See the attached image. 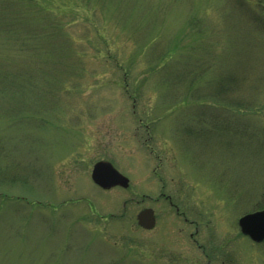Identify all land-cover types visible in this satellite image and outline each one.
Here are the masks:
<instances>
[{
  "label": "rangeland",
  "instance_id": "374dc122",
  "mask_svg": "<svg viewBox=\"0 0 264 264\" xmlns=\"http://www.w3.org/2000/svg\"><path fill=\"white\" fill-rule=\"evenodd\" d=\"M258 6L0 0V264H264L238 223L264 209Z\"/></svg>",
  "mask_w": 264,
  "mask_h": 264
},
{
  "label": "water",
  "instance_id": "95a60500",
  "mask_svg": "<svg viewBox=\"0 0 264 264\" xmlns=\"http://www.w3.org/2000/svg\"><path fill=\"white\" fill-rule=\"evenodd\" d=\"M92 181L102 189L108 190L114 187L127 189L129 179L122 175L108 161L97 162L91 174ZM138 225L145 230H153L156 226V217L151 208L143 209L137 215ZM239 228L244 236L249 237L253 242L264 241V209L244 215L239 219Z\"/></svg>",
  "mask_w": 264,
  "mask_h": 264
},
{
  "label": "flooded vegetation",
  "instance_id": "af4514ba",
  "mask_svg": "<svg viewBox=\"0 0 264 264\" xmlns=\"http://www.w3.org/2000/svg\"><path fill=\"white\" fill-rule=\"evenodd\" d=\"M106 192H110V190H104ZM183 192L179 193L178 194V197L181 199L185 198L184 199V202H182L183 204L184 203H187L189 202V197L188 195L186 194V196L184 197L185 194H182ZM160 199L162 200H165L167 201L171 207H173L176 211V214L179 215L180 217H183L185 218V212L183 211L184 209L182 208V206H180L179 204L176 203V201L174 200L173 196L172 195H167V193L165 192H161L160 195H159ZM183 197V198H182ZM189 207H190V204H189ZM191 208V207H190ZM157 219V218H156ZM184 221L187 223L188 222V219L185 218ZM193 223V222H192ZM191 223V224H192ZM198 229H196V233H197ZM192 236V235H191ZM197 244V242H195ZM198 248H201L203 251H205V247H201V246H198Z\"/></svg>",
  "mask_w": 264,
  "mask_h": 264
},
{
  "label": "trees",
  "instance_id": "16d2710c",
  "mask_svg": "<svg viewBox=\"0 0 264 264\" xmlns=\"http://www.w3.org/2000/svg\"><path fill=\"white\" fill-rule=\"evenodd\" d=\"M31 1V0H30ZM33 1V0H32ZM80 1H83V0H80ZM249 1H251L252 3H254L255 5H264V1L263 0H242V2H243V4L246 6V4H247V2H249ZM241 7H242V5H240ZM239 6V7H240ZM81 7V9H83L84 11H85V13H86V16L88 17V18H90L89 16H88V14L90 13V12H94V9L93 10H89V9H87L84 5L83 6H80ZM89 7H91V6H89ZM257 8H259V9H261V11H263L264 9H262L260 6H258ZM69 12H72V13H77V14H81L80 13V11H79V8L78 7H75V8H71V9H69L68 10ZM252 12H255V9L252 11ZM56 21L57 22H61L62 23V21L60 20V19H56ZM65 24V23H64ZM54 26V25H53ZM238 108V107H237ZM238 109H240V108H238Z\"/></svg>",
  "mask_w": 264,
  "mask_h": 264
}]
</instances>
